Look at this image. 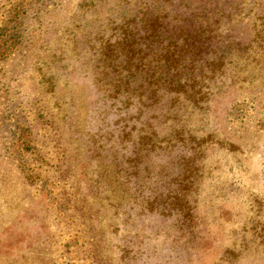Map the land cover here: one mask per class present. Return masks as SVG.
<instances>
[{
  "label": "rangeland",
  "instance_id": "rangeland-1",
  "mask_svg": "<svg viewBox=\"0 0 264 264\" xmlns=\"http://www.w3.org/2000/svg\"><path fill=\"white\" fill-rule=\"evenodd\" d=\"M0 264H264V0H0Z\"/></svg>",
  "mask_w": 264,
  "mask_h": 264
},
{
  "label": "trees",
  "instance_id": "trees-1",
  "mask_svg": "<svg viewBox=\"0 0 264 264\" xmlns=\"http://www.w3.org/2000/svg\"><path fill=\"white\" fill-rule=\"evenodd\" d=\"M126 77H127V79H125L126 82H127V81H130L131 75H130V76H129V75H126ZM122 83H123V81H122ZM127 83H128V82H127ZM123 85H124V83H123Z\"/></svg>",
  "mask_w": 264,
  "mask_h": 264
}]
</instances>
